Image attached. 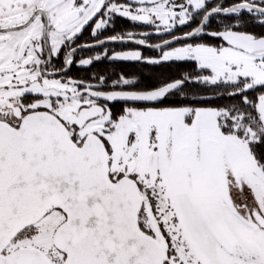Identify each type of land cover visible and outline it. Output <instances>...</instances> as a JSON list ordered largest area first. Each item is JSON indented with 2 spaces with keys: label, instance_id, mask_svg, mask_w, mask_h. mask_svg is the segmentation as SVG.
<instances>
[{
  "label": "snow or ice",
  "instance_id": "6c2138e0",
  "mask_svg": "<svg viewBox=\"0 0 264 264\" xmlns=\"http://www.w3.org/2000/svg\"><path fill=\"white\" fill-rule=\"evenodd\" d=\"M0 264H264V0H0Z\"/></svg>",
  "mask_w": 264,
  "mask_h": 264
},
{
  "label": "flooded vegetation",
  "instance_id": "af4514ba",
  "mask_svg": "<svg viewBox=\"0 0 264 264\" xmlns=\"http://www.w3.org/2000/svg\"><path fill=\"white\" fill-rule=\"evenodd\" d=\"M128 22L123 21V20H117V30H120L121 28H126L128 27ZM105 67H108L109 70L111 68L110 65L107 64H97L94 65V70H103ZM119 67H122L125 71L130 72V73H135L138 71H141L139 66L133 65L131 63H121L119 64ZM173 67V66H172ZM142 71L145 73V75L150 74V72H159L160 69H142Z\"/></svg>",
  "mask_w": 264,
  "mask_h": 264
},
{
  "label": "trees",
  "instance_id": "16d2710c",
  "mask_svg": "<svg viewBox=\"0 0 264 264\" xmlns=\"http://www.w3.org/2000/svg\"><path fill=\"white\" fill-rule=\"evenodd\" d=\"M257 30H259V29H257ZM173 72H177V71H181V70H183V66H181V67H177V66H173L172 67V69H171ZM161 71V70H160ZM166 71V70H165Z\"/></svg>",
  "mask_w": 264,
  "mask_h": 264
}]
</instances>
